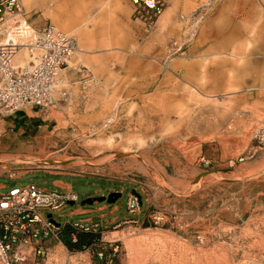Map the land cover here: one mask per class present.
<instances>
[{"label": "rangeland", "instance_id": "rangeland-1", "mask_svg": "<svg viewBox=\"0 0 264 264\" xmlns=\"http://www.w3.org/2000/svg\"><path fill=\"white\" fill-rule=\"evenodd\" d=\"M70 1L76 21L90 18L91 53L73 55L79 70H67V83L59 86L66 96L56 91L44 108L48 126L7 132L0 113V190L35 181L76 193L73 204L48 212L61 224L98 220L116 206L101 218L103 225L112 216H129L126 199L134 189L143 218L116 229L109 223L93 248L57 249L47 264H264V148L254 150L252 140L264 119V0H166L162 12L172 8L173 18L160 30L131 19L128 0L124 12L103 8L114 13L112 26L99 15L103 9L84 7L91 0ZM35 6L41 27L55 25L45 5ZM15 16L38 30L28 12ZM129 34L134 43L124 52L106 50L120 44H97L126 41ZM141 42L148 58L158 54V73H148L146 87L138 90L129 68L138 65L133 56ZM226 50L247 57L214 54ZM219 73L242 81L217 91L203 87L204 79L214 86L210 80ZM12 172L19 177L10 179ZM56 179L67 185L56 186ZM121 190L113 203L81 204ZM103 204L109 207L96 210ZM79 206L94 211L69 214ZM136 240L143 249L131 247Z\"/></svg>", "mask_w": 264, "mask_h": 264}, {"label": "built area", "instance_id": "built-area-1", "mask_svg": "<svg viewBox=\"0 0 264 264\" xmlns=\"http://www.w3.org/2000/svg\"><path fill=\"white\" fill-rule=\"evenodd\" d=\"M128 2L131 18L145 28L156 23L166 4V0ZM20 12L19 0H0V113L4 114L13 113L27 104L39 108L51 104L59 71L68 67L77 47L74 36L51 23L35 30L27 20H18L15 15ZM5 16L12 19L6 37L1 31ZM10 33L17 38H9ZM21 44L26 46L29 60L25 65H15L13 59ZM61 94L66 96L64 89ZM252 140L254 150L264 148V119L253 129ZM204 166H208V162H204ZM18 177L14 172L9 175L10 179ZM140 199L131 191L128 193L126 212L129 216L119 221L102 225L88 218H77L61 224L48 212L59 211L74 203L76 193L50 189L35 181L13 186L7 191L0 190V264H47L50 246L45 242L59 241L66 225L70 240L75 242L78 232L100 234L109 223L113 229L124 224H138L143 218ZM69 214L72 215V210ZM56 263L54 260L52 264ZM89 264L104 263L94 261Z\"/></svg>", "mask_w": 264, "mask_h": 264}, {"label": "crops", "instance_id": "crops-1", "mask_svg": "<svg viewBox=\"0 0 264 264\" xmlns=\"http://www.w3.org/2000/svg\"><path fill=\"white\" fill-rule=\"evenodd\" d=\"M20 2L22 5L20 4ZM20 2H19L20 7H21L20 13L22 15H26V12H28V14H29L28 20L31 22V24L34 27H36L38 29L41 28V20H40V18L33 17V12L35 10H38L37 6H35L37 4H43L47 7L48 14L52 17V20H53V23L55 24V26L64 32H65L64 28L70 29V27L68 28V23L66 22V19L64 18V15H63L64 9L66 8V9L72 11L74 16H76V14H77L76 3H74L73 1H70V0H64L60 3L58 0H20ZM51 5H54V6L51 7ZM88 6H94L97 9L105 8L109 12L113 11V10H116L119 12H124L125 8L128 9L127 2H125L123 0H91L89 2L84 3V7H88ZM172 11H173L172 8L166 9L164 11V13L159 17L160 21H162V22L160 23L159 20L156 21V26L159 28V30H160V28L165 27L166 25H168V23L171 22V18H173V16H172L173 12ZM99 15H101V17L106 16V18L108 20V22L106 23L107 26L114 25V23L111 22V20L114 19V13L111 16H109L108 13L103 9V12L99 13ZM125 18H127V16ZM130 18H131V16H130ZM131 19H130V21H131ZM82 20H84V25H82V27L86 32L85 33L86 37L83 38L84 40H82L80 42V44H78V41L75 38L76 42H77V49H76L75 54H76V57L79 59L82 58V55H84V54L86 55L87 53H91L89 51V48H91V46L94 43V39H93L94 29L88 27V24L90 23V18L85 17ZM82 20L80 22H83ZM158 22H159V24H158ZM11 24H12V19L8 18L5 25L9 26ZM135 25H136V23H135ZM127 38L128 39L126 41H123V40L116 41L114 38L113 39H107L105 42L98 41L97 44L100 46H110V45L115 46L116 44H120L121 47H117V48L112 47V48H109L106 50L120 49V50H122L121 52H124L123 51L124 48L129 47L131 44L134 43L133 39L135 38V36H132L129 34V36ZM146 46H147L146 42L139 43V45H138L139 53L138 54L134 53L135 55L133 56V58L138 59V62H136L138 65L135 67L129 68L131 70L130 73L133 74L134 76H136L135 80H133L132 82L135 84L136 89H138V90L143 88V87H146V84H147L146 76L148 73L149 74L158 73V54H155L154 58H152V57L148 58L146 54L142 53V51H145ZM79 49L81 50V52H79ZM232 50H233V45L231 46V51ZM231 51H227V50L225 52L216 51V52H214V54L226 53V55L231 57L232 60H237V59L244 60L247 57V55H244V54H232ZM107 54H110V53H107ZM21 55H22V57H21ZM88 59H89V62H91V60L93 62L96 61V57H89ZM28 60H29L28 54H15L14 59H13V61L16 63H20V62L25 63V62H28ZM151 68H154V70H152ZM67 70H75L72 62L68 65L67 68L60 71V73H59L60 76H58L56 88L54 89V91L51 94L52 98H55L54 94L56 93L57 90L60 89L59 86L64 84V83H67V80H68L67 79L68 78L67 77L68 76ZM215 74H217V73H215ZM219 74H222V73H219ZM222 75H223L222 77L212 78V80H210V81L214 82L215 87L212 85L206 84L205 79H204L203 87H209L213 91H217V90H220L221 88L225 89L231 83H237V82L242 81V80L241 81L236 80L233 74H232L231 78H227L230 75H227V76L225 74H222ZM217 86H223V87L216 88ZM47 114H48V110H44V108H39L37 106L27 104V105L21 107L20 109H18L17 111H15L13 113L6 114L5 118L3 120V123H4V126L6 127L7 132H16V133H20V134H23V133L30 134L36 130L39 131L41 128H44V127L49 125V122L51 119L48 118ZM54 184L60 188H64L67 185L66 182H64L60 179H56L54 181ZM1 186H4V185L0 184V187ZM106 207H109V206L106 204H103V205L97 206L96 210H102ZM115 207L116 206L111 207L110 210L106 213H101L100 216L98 217L99 218L98 220H96L95 218L90 217V216L82 217V219L88 218V219H91L93 221L101 222V218L106 217L108 215H112L114 213V211L116 210ZM75 210H80V213H85V212H89V211L93 212L94 211L91 208L88 209V208H84L82 206H79L78 209L74 208L72 210V212H74ZM112 221H117L115 216H112L105 223L112 222ZM95 234H97V233H95ZM67 236H68V234H67ZM68 238H69V236H68ZM69 240H70V238H69ZM45 244L50 246V255L54 254L56 252V250L60 249V248H64L67 252H81V251L69 250L65 246L63 239H62V231L60 234V240L59 241H54V240L47 241V242H45Z\"/></svg>", "mask_w": 264, "mask_h": 264}, {"label": "bare ground", "instance_id": "bare-ground-1", "mask_svg": "<svg viewBox=\"0 0 264 264\" xmlns=\"http://www.w3.org/2000/svg\"><path fill=\"white\" fill-rule=\"evenodd\" d=\"M168 1V0H167ZM19 2H20V0H19ZM105 3V2H104ZM163 13V12H162ZM162 13H161V15H162ZM63 15H64V18L66 19V22L68 23V28L70 27V29H66V28H64V30H65V33L66 34H70V35H72V36H74L76 39H77V41H78V44H80V42L82 41V40H84L83 38L84 37H86L85 35V30L83 29V27H82V25H84V20H82L83 22H80V21H76V16H74L73 15V12L72 11H70V10H68V9H64V13H63ZM160 15V16H161ZM159 16V17H160ZM8 18H10V16H5V21H4V25H2L1 26V31H2V34L4 35V37H6L8 34L6 33L7 31H8V29H9V27L10 26H5V24H6V21L8 20ZM11 19V18H10ZM157 20H159L160 21V19H157ZM89 21V20H88ZM162 21H160V23H161ZM164 22V21H163ZM168 23V22H167ZM158 24H159V22H158ZM164 24V23H163ZM166 25V24H165ZM55 26V25H54ZM56 27V26H55ZM57 28V27H56ZM59 29V28H58ZM64 32V31H63ZM11 34V33H10ZM9 34V35H10ZM9 38H12L13 40H15V38H17V37H15V35H13V34H11V36H9ZM23 39V38H22ZM4 41V40H3ZM21 41V40H20ZM21 43H24V42H21ZM26 46L24 45V44H21V46H19L18 47V49H17V51H16V53L15 54H27V52H26V48H25ZM76 49H77V47H76ZM28 51V50H27ZM79 52H81V50L79 49ZM76 53V50H75V52H74V54ZM224 54H226V53H224ZM21 57H22V55H21ZM79 57V56H78ZM72 58H73V56H72ZM72 58H71V60H72ZM71 60L69 61V64L71 63ZM21 63V62H20ZM27 64V63H26ZM68 64V65H69ZM77 68H78V66H77ZM75 69V70H79V69ZM63 70V69H62ZM59 73H60V71H59ZM58 76H60V74H58ZM87 81H89V80H87ZM91 81V80H90ZM89 81V82H90ZM56 84H57V82L55 83V85H54V88H53V90H52V92L54 91V89L56 88ZM58 91V90H57ZM59 91H62V88L61 89H59ZM52 94V93H51ZM260 122V121H259ZM29 161V160H28ZM27 161V162H28ZM36 161H38V160H36ZM31 162V161H30ZM34 162V161H33ZM39 163H47V160H39ZM128 245H130V244H128ZM131 247H135V248H137V247H139V248H144V244H143V242L141 241V240H139V241H134L132 244H131ZM63 264V263H62Z\"/></svg>", "mask_w": 264, "mask_h": 264}, {"label": "trees", "instance_id": "trees-1", "mask_svg": "<svg viewBox=\"0 0 264 264\" xmlns=\"http://www.w3.org/2000/svg\"><path fill=\"white\" fill-rule=\"evenodd\" d=\"M68 230L67 225L62 228V239L69 250L84 251L93 248L98 242L99 233L95 234L91 232H78L76 241L72 242L67 236Z\"/></svg>", "mask_w": 264, "mask_h": 264}, {"label": "water", "instance_id": "water-1", "mask_svg": "<svg viewBox=\"0 0 264 264\" xmlns=\"http://www.w3.org/2000/svg\"><path fill=\"white\" fill-rule=\"evenodd\" d=\"M131 192L134 193L135 195H137L139 197V199L141 198V195L137 191H135L134 189H132ZM120 196H121V192L112 191V192L108 193L106 196H101L98 198H87L85 200H82L81 204L82 205L92 204V203L97 202V201H101V202L107 201L108 203H113ZM140 202H141V199H140ZM70 204H73V202H71Z\"/></svg>", "mask_w": 264, "mask_h": 264}]
</instances>
